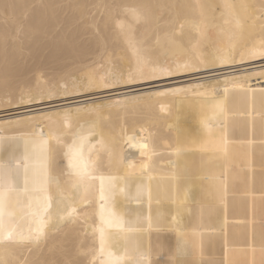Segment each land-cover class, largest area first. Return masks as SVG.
<instances>
[{"label": "bare ground", "instance_id": "6f19581e", "mask_svg": "<svg viewBox=\"0 0 264 264\" xmlns=\"http://www.w3.org/2000/svg\"><path fill=\"white\" fill-rule=\"evenodd\" d=\"M262 3L0 0V109L51 88L63 93L61 85L72 94L73 81L89 75L129 84L130 77L153 82L169 72L203 71L182 84L115 98L112 106L0 119V156L15 167L25 141L40 132L26 118L70 110L69 124L63 117L42 121L43 131L68 142L82 138L91 172L77 188L61 157L64 167L50 173L47 191L32 193L53 203L38 240L36 199L11 192L0 261L106 264L112 253L136 264L141 248L151 250L153 264H264V69L236 70L264 63L247 55L264 41ZM89 31L95 37L87 40ZM96 47L99 60L86 65ZM228 53L235 62L219 63ZM127 63L132 74L120 70ZM114 218L122 231L110 227Z\"/></svg>", "mask_w": 264, "mask_h": 264}, {"label": "snow or ice", "instance_id": "6c2138e0", "mask_svg": "<svg viewBox=\"0 0 264 264\" xmlns=\"http://www.w3.org/2000/svg\"><path fill=\"white\" fill-rule=\"evenodd\" d=\"M10 7V5H5ZM261 9H264V3L260 5ZM261 21V31L264 33V12L259 17ZM249 57H256L257 55L264 57V41L261 42L259 49H249L247 52ZM231 53L217 58L218 62L229 63L235 62L230 58ZM214 60L212 63H216ZM184 70H188V66H184ZM163 71V70H162ZM169 74H171L169 72ZM136 77H130L129 83L134 81ZM113 85L105 80L103 77L97 79L95 76L89 75L82 79L73 81L71 88L73 93H83L96 88H110ZM64 88L63 93L57 88H51L46 93L38 96H29L27 99L21 97L20 103H35L39 100L51 99L53 97H59L61 95L68 96L70 93L67 86L61 85ZM243 87V85H240ZM11 103V101H10ZM72 115L70 110L64 112L54 113H41L39 117L26 118L30 123L34 125L36 129H39V135L33 134L29 140L25 141L26 149L22 160L15 161V167H13V161L8 160L3 162L4 157L0 156V232L5 228V216L11 215L8 211L9 194L11 192H23L28 195L29 200L33 198L37 201L36 210L32 213L36 219V228L34 231L37 233L36 239L38 240L43 235L44 225L46 220L51 217L49 209L52 208L53 203L50 197L45 196L43 200L40 197H33L32 193L40 192L45 193L47 191L46 185L49 183V176L56 168L64 167L62 159L67 160V167L71 169L70 176L75 178L74 184L77 188L84 185L86 179L91 175L88 164L84 160L82 151V138L79 141H64L61 139L60 133H48L43 131L42 121H56L58 118L63 117V123L69 124L70 116ZM50 140H55V144H51ZM63 145L64 149L58 148L57 145ZM147 147V145H143ZM20 169H23V188L19 187ZM100 192L101 199H104V178L100 177ZM110 227L123 230V223L119 218H114L110 224ZM11 239V233L8 236ZM105 234L101 232V251H103V245L105 242ZM136 264H153L151 257V250H144L137 248ZM159 254H163L162 252ZM0 264H11L8 261H0ZM21 264H27V261H22ZM106 264H121L119 256H113L109 253V259ZM163 264H172L171 259L164 261Z\"/></svg>", "mask_w": 264, "mask_h": 264}, {"label": "rangeland", "instance_id": "374dc122", "mask_svg": "<svg viewBox=\"0 0 264 264\" xmlns=\"http://www.w3.org/2000/svg\"><path fill=\"white\" fill-rule=\"evenodd\" d=\"M83 37H85V39H87V40H90L91 38H94L95 35L93 32L89 31V33L85 34ZM99 53L100 52L96 47L94 50V53L92 55L88 56L86 62H84V63L86 65H92L94 62H97L99 60L98 59ZM157 60H159V59H157ZM129 64L130 63L125 64L126 67L122 66L120 70H122L124 72H129L132 74L134 71H132V70L130 71L131 66H129ZM82 65H84V64H82ZM262 69H264V63L254 65V66H245V67L243 66V67H239L236 70L238 72L245 74V75H248L251 73V71H259ZM206 71H209V70H206ZM221 71H222V69H221ZM221 71L216 70V72H218V73L219 72L220 73L225 72V70H223L222 72ZM201 72H203V71L187 73V74L179 75V76H177V75L174 76V75L169 74L170 76L168 75V77H167V75L162 76L163 78L157 77L158 80H156V78H155L153 81L154 83L152 81H150V79H148L149 81L146 80L144 82H132L129 84L128 83H120L121 85L119 84V82H116V83H112L113 86L111 88L104 89L103 90L104 92L103 91H99V92L98 91H87V93L86 92L72 93V94H69L68 96H64V97H62L63 96L62 95L59 97H53L51 99L39 100V101H37L35 103H31V104L20 103L17 105L9 106V108L8 107L3 108V109L1 108L0 109V119L2 120V119L12 118L14 116H18L20 114H23V113H26L29 111H34V110L35 111H43V110L46 111V110H53L54 108L55 109H62V108H68L71 106H80V105H87V106H89V108L90 107L93 108V107L112 106V104L110 102H111V100H113L115 98H118V97H125L126 98V97L140 96V95L146 94L147 92H151L153 90L159 89V87L160 88L163 86L166 87V85L169 86V84H170V86L177 85L180 83L182 84L184 81L186 82L188 80H192V79L198 77L199 75H200L199 77L203 76L202 74H199ZM216 72H209V73L207 72V74L206 73H203V74L204 75H210L211 73H216ZM10 127H13V126H10ZM13 128H10V129H12V131H13V130H15ZM10 129H8V130L10 131Z\"/></svg>", "mask_w": 264, "mask_h": 264}]
</instances>
